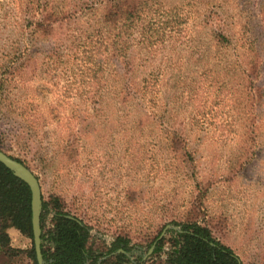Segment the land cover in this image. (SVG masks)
<instances>
[{
  "label": "rangeland",
  "instance_id": "obj_1",
  "mask_svg": "<svg viewBox=\"0 0 264 264\" xmlns=\"http://www.w3.org/2000/svg\"><path fill=\"white\" fill-rule=\"evenodd\" d=\"M259 1L158 0V19L173 29H158L164 33L146 49L132 40L138 36L132 30L130 71L124 60L96 77L91 31L99 15H91V0H66L76 15L55 23L35 47L27 29L0 28V64L12 57L17 39L35 50L0 71V149L38 176L49 208L57 197L91 227L93 249L106 250L120 236L140 245L143 264H164L174 229L165 231L159 252L148 254L150 241L167 224L176 226L173 220H194L242 264H264ZM218 33L231 42L216 45ZM2 38L9 40L5 47ZM246 56L259 59L255 71H242ZM113 69L125 72L124 82L109 78Z\"/></svg>",
  "mask_w": 264,
  "mask_h": 264
},
{
  "label": "trees",
  "instance_id": "obj_2",
  "mask_svg": "<svg viewBox=\"0 0 264 264\" xmlns=\"http://www.w3.org/2000/svg\"><path fill=\"white\" fill-rule=\"evenodd\" d=\"M60 1L63 2L62 5L59 4ZM157 5L158 0H91V15H99L95 20V30L91 31V73L94 77L102 74L101 71L110 69L112 65H120L124 60L125 71H130V57L127 52L132 30L138 32V36L132 40L143 44L146 49L154 48L159 40L158 35L163 34V30L173 29L163 19H158L161 17ZM259 7L264 16V0L259 1ZM75 8V4L66 3V0L65 3L64 0H0V28L12 25L19 31L27 29L30 37L26 38L35 47L40 39L53 32L55 23L75 16ZM160 28L162 31L159 32ZM27 40H16L18 47L14 50L13 47L10 48L9 54L13 51L12 57L10 54L9 61L0 64V71L14 69L20 58L35 51L28 48ZM2 41V46L5 47L9 40L2 38ZM230 42L223 33H218L215 44L221 46ZM244 62L246 68L242 71H255L259 59L246 56ZM114 70L107 71L109 78L117 84L124 82L125 72L120 74ZM245 77L240 76L237 79L244 88ZM246 88L249 89L248 86ZM96 89L101 90L103 87L98 86ZM143 90L142 97H146L148 87ZM173 136L167 137L170 147H173ZM8 155L26 165L21 159ZM36 177L38 179L37 175ZM51 206L49 208V202L42 196L40 247L43 264L144 263L140 245L130 244L124 237L117 236L106 250L93 249L88 244L91 227L77 215L64 210L57 197L53 198ZM49 211L52 213L51 223L46 227L45 217ZM172 224L178 229L171 230L174 233L172 248L167 253L164 264H242L233 249L216 238L207 225L194 220H173ZM9 228L16 229L23 242L13 246L7 232ZM158 236L159 234L149 243L151 246L156 241L153 253L162 250L164 238L157 240ZM110 253L113 255L107 257ZM134 253L137 254L135 258L132 257ZM21 254L28 258L27 264H38L31 223V191L26 182L16 177L0 162V257L4 259L3 264H15L16 258Z\"/></svg>",
  "mask_w": 264,
  "mask_h": 264
},
{
  "label": "water",
  "instance_id": "obj_3",
  "mask_svg": "<svg viewBox=\"0 0 264 264\" xmlns=\"http://www.w3.org/2000/svg\"><path fill=\"white\" fill-rule=\"evenodd\" d=\"M0 162L7 167L9 170L13 172V174L26 182L31 191V223H32V232H33V242L34 249L36 253V259L38 264H43L42 254H41V225H40V215L42 211V192L39 181L36 175L32 172V170L24 165L22 162L12 158L5 152L0 149ZM168 228L176 229V226H171L167 224L161 233L159 234L158 239L162 238L165 231ZM156 241L151 245L148 250V254H150L155 246Z\"/></svg>",
  "mask_w": 264,
  "mask_h": 264
},
{
  "label": "crops",
  "instance_id": "obj_4",
  "mask_svg": "<svg viewBox=\"0 0 264 264\" xmlns=\"http://www.w3.org/2000/svg\"><path fill=\"white\" fill-rule=\"evenodd\" d=\"M7 232H8L9 235L11 236V244H12L13 246L17 245V243H18V245H19V243L23 242L22 239H21V237H20V235H19V232H18L16 229H14V228H9V229L7 230Z\"/></svg>",
  "mask_w": 264,
  "mask_h": 264
}]
</instances>
